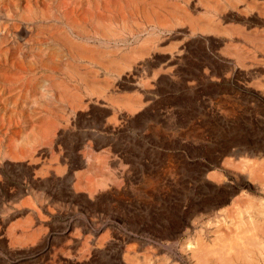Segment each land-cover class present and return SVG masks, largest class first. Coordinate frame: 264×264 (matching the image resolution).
<instances>
[{"label": "rangeland", "instance_id": "1", "mask_svg": "<svg viewBox=\"0 0 264 264\" xmlns=\"http://www.w3.org/2000/svg\"><path fill=\"white\" fill-rule=\"evenodd\" d=\"M25 3L0 0V27L13 15L5 22L8 30L0 33V51L9 59L20 57L27 68L25 80L5 92H21L17 99L24 111L36 108L65 119L55 134L42 139L43 154L36 164L0 160V264H264V46L232 36L234 40L222 44L217 39L220 44L213 47L203 35L183 32L180 26L157 27L149 42L161 53L149 58L133 78L93 65L99 70V85H112L92 94L78 78L62 73V53L48 44L51 26L17 18ZM255 3L253 15L231 10L230 20L222 22L261 34L264 24L251 19L264 20V0ZM186 6L192 13L204 11ZM181 46L182 62L172 61L169 55ZM137 47L133 42L125 51L131 56ZM240 49L241 65L236 58ZM29 50L33 55L25 58ZM226 50L232 54L221 52ZM49 61L58 64L52 77L74 88L72 92L86 94L88 109L74 111L57 97L43 67ZM139 97L142 107L129 115L121 103ZM7 108L13 111V103ZM51 166L64 170L57 174ZM41 173L46 176L40 178ZM241 204L250 205L256 223L244 219L249 212L236 220ZM25 221L32 222L27 231L16 224ZM234 235L251 243L239 240L241 251ZM251 237L263 245L256 248ZM14 238L23 241L13 243ZM226 257L231 263L223 261Z\"/></svg>", "mask_w": 264, "mask_h": 264}, {"label": "bare ground", "instance_id": "2", "mask_svg": "<svg viewBox=\"0 0 264 264\" xmlns=\"http://www.w3.org/2000/svg\"><path fill=\"white\" fill-rule=\"evenodd\" d=\"M43 2H45V0H34L33 2H32V0H26L24 9L21 12L16 13L17 18L20 21H23L24 23H30V24L37 23L40 25L47 24V25L51 26V32H49V35H48V40H49L48 44L49 45L51 44L52 46L57 47L58 49H60V50H58V52L61 51V53H62V60H64L66 62V63L64 62L65 65L62 63V65H64V70H62V73L70 79L78 78L81 82H83L85 84L86 88L90 91L89 93H92V94H94L95 92L97 93L98 88L102 89L108 85H109V87H110V85H112L110 82L102 85L104 83L103 81H102L103 83L101 85H99V83H100L98 81L99 70L98 69L94 70L93 65L100 66V69L102 68L103 71H116L119 75H125L127 77L133 78L134 73L137 72L138 69L142 65H144L149 58H153L156 54L161 53L158 45H155L154 43L151 44V42H149V39L151 38L149 35H151L153 33L152 32L153 29L157 28V27L160 29L171 30L175 26H180L183 28V29L181 28L183 32H189L191 35L196 34V33L203 35L206 39H208L210 41V44L213 45V47L217 46L220 43L222 44V42L234 40L232 38V36H239L240 39L242 37L245 41L249 42L250 44H254L257 47H263L264 46V29H262L261 32H259L261 34H258L257 30H252V31L246 32L244 29H242L240 24L238 25L240 27H238V26L235 27L232 25L231 26L224 25V23L222 22V21L230 20L229 16H231V10L241 12L245 15H251L253 12V9H254V4L256 5V7L258 6L257 5L258 2L255 3V0H54L51 3L45 2V3H47L46 6H42ZM186 5H189V7H193L195 9L202 8L204 11H203V13H201V12L192 13L189 10L188 6H186ZM260 7L262 8V6H260ZM53 8L55 10H53ZM210 10L216 12V14L217 13H220V15L222 14L221 18H217V17L215 18L214 14L211 15L208 12ZM259 12H260V10H259ZM11 16H13V15L9 14V16H7V20L9 18H11ZM258 17H260V16H258ZM251 21H253L254 24H260V25L264 24V20H262V21L258 20L256 17H253L251 19ZM5 22L0 27V33L8 30V27H7L8 25ZM166 38H167V36H166ZM239 38L237 37V39H239ZM38 39H39V37H38ZM175 39L176 38H174V40ZM217 39H219L220 43L219 42L217 43V41H218ZM150 40L153 41L152 39H150ZM174 40H173V42H174ZM133 42L138 43V47L135 50L133 49L134 50L133 55L130 54L131 56H129V54H127V52L125 50H126V47L129 46V44H131ZM167 43L170 44L171 41L167 42ZM230 44L232 45V42ZM183 47L181 46V49H178L177 51H175L174 53H171L169 55V57L171 58L172 61L179 62L181 60ZM239 47H241V46H239ZM165 48H167V47H165ZM133 50L131 49V51H133ZM246 50H249V49H246ZM262 50L264 51V49H262ZM238 51H239L240 55L236 57L237 63L239 65H241L243 55H241V49ZM221 52L227 53V54L228 53L232 54V53H230V51L228 52L227 50H226V52L225 51H221ZM242 53H243V51H242ZM233 54L235 55V53H233ZM23 55L25 58L26 57L28 58V56L31 57L33 55V52H32V50H29V53H24ZM120 56H121V59H118ZM164 56H166V55H164ZM51 59H53V58L51 57ZM250 59H252L251 55H250ZM262 60H264V59H262ZM56 62L57 61H55V62L49 61L43 67H46V69L49 71V74L51 76L50 78L53 81V85L57 89L58 94H59V96H57V97H60L63 101H65L67 103L68 107L73 109L74 111L88 109L87 107L91 103L88 101L87 97L85 96L86 94L85 95L81 94V92H79V91L78 92H72L74 88L71 90V88H69L68 85L62 83L61 81H58L57 77H52L53 73L58 70V64ZM180 62H182V61H180ZM172 65H173V62H172ZM166 67H165V70H166ZM240 68H242V67L240 66ZM29 69H30V67H29ZM244 69H245V67H244ZM244 69L242 68V70H244ZM247 69H249V67ZM247 69H246V71H247ZM26 70H27V68H26L25 62L23 60H21L20 57L11 56L9 59L8 56H6V51H4V52L0 51V160L8 161V162L14 163V164H20V163L24 162L26 165L32 166V165L36 164L37 162H39V158L41 157L40 155L43 154L42 149H40L42 139H44L46 136H49L51 134H55L54 132L59 128L60 124L65 119V117L61 116V115H57V114L52 115V114L40 112L36 108L32 111H24L23 109H21L22 107L19 106L18 99H17V98H19V94H21V92H5V89L7 87H12V85H17V83H19L21 81L23 82L25 80V78L23 77V73L26 72ZM239 70H241V69H239ZM252 70H254V69H252ZM155 71H154V73H155ZM159 71H161V70H159ZM249 71L252 72L251 69ZM225 74H227V73H225ZM100 76H101V74H100ZM30 78H31V76H30ZM63 80H64V78H63ZM31 81H32V79H31ZM259 84H257V85H259ZM261 85H264V84H261ZM71 86H73V84H71ZM259 89H260V86H259ZM101 93L103 94V92H101ZM56 94H57V92H56ZM137 94H140V93H137ZM11 95H12V97L15 96L16 99L15 98L10 99ZM99 96H101V94L96 95V98H95L96 101H99V99H100ZM123 98H122V100L120 99V102L123 101ZM113 99H115V98H113ZM113 99H111L112 101L111 100L110 101L113 102ZM124 99H126V98H124ZM132 100L128 99L124 103H121L129 115H132L135 112L139 111L140 108L142 107V104H141L142 99L140 97L135 100V101L138 100L137 102H135V101L133 102ZM8 103H13V109L14 110L11 112L8 111V108H7ZM58 104H60V103H58ZM40 106H41V104H40ZM116 107H118V106H116ZM86 111H88V110H86ZM68 115H70V114H68ZM110 117H116V116L111 115ZM113 120L115 123L116 119H113ZM61 125H63V124H61ZM64 125H65V122H64ZM105 128H106V126H105ZM48 142H49V140H48ZM57 144H58V141H57ZM57 151H59V150L57 149ZM61 153H62V151H61ZM255 153H257V152H255ZM54 157H56V156H54ZM43 159H45V158H43ZM251 161H253V160H251ZM229 163H230V161H229ZM73 165H75V164H73ZM262 165H264V164H262ZM232 166H235L236 169L238 168L237 164L236 165L232 164ZM5 167H6V165H5ZM49 167H50V165H49ZM49 167H47V168H49ZM252 167L254 168V166H252ZM263 168H264V166H263ZM52 169H53V167H52ZM39 170L36 173H40ZM63 170H64V168L57 167V168H55L54 171H56L57 174H60L61 172H63ZM257 172H258V170H257ZM255 174H257V173H255ZM43 176H46V175L44 173H41L40 178H43ZM64 176H66V175H64ZM207 176L217 179L218 175H216L214 173H208ZM53 183H54V181H53ZM76 186H77V184H76ZM11 189H13V188H11ZM235 197H237V196H235ZM250 202H248V203H250ZM252 202H253V200H252ZM26 203H27V199L22 200V202H21L22 205H25ZM242 206H243V208H241L242 209L241 212L238 211L239 216L236 220H238L239 218L240 219L242 218L241 214L245 215L246 213L249 212L248 207L250 205L249 206L242 205ZM250 212H251V210H250ZM250 212H249V214L251 217L250 216L249 217L243 216V217H244V219L247 218L246 222H249L248 224H250V223L254 224V223H256L255 216H253V214H251ZM259 213H260V211H259ZM29 217H30V215H29ZM238 221H240V220H238ZM244 221L245 220H243V222ZM240 223H242V220ZM16 224H17V226H21V228H23L25 231H27L29 229V227L32 226L31 221H25L24 224H21V223H16ZM237 224H238V222L236 223V225ZM247 225H246V227H247ZM252 228H254V226ZM13 229L10 231L11 232L10 236H13V232H12ZM255 229H256V227H255ZM258 229H257V231H259ZM242 230H244V229L242 228ZM245 231H247V230H245ZM240 234H239L240 237H242L244 235V234H242V236H241ZM33 235L34 234H28L29 238H31V239L33 238L32 237ZM255 235H256V233H255ZM35 236H36V234H35ZM251 236L253 237L254 235H251ZM236 237H237V235H236ZM252 237H251V241L255 242V238H252ZM231 238H233V235L231 236ZM231 238H227V239L231 240ZM234 238H235V235H234ZM25 239H26V237H25ZM241 239L242 238H240L239 240L241 241ZM244 239H242L243 241H241V242L246 243L247 240H249V242H250V239L246 238L245 241H244ZM239 240H236V238H235L234 242L236 241L237 246L239 247V249H241V247L243 245H241L242 244L241 242H238ZM20 241H23V240L22 239L20 240L18 238L12 239L13 243L19 244V243H21ZM223 242H225V241H223ZM249 242H248V244H249ZM230 243H231L230 246H233L232 241ZM256 243H257V241L255 242V245L254 244L253 245L256 248H259L261 244L259 245V243L258 244H256ZM257 245H259V246L257 247ZM226 246H224V248ZM237 246H235V248H237ZM195 247H197V249H198L197 245H195ZM219 247L221 248L222 245ZM192 249H196V248L192 247ZM197 249L195 251H197ZM201 249L204 250V248H201ZM261 249H262V247H261ZM222 250H223V248H222ZM244 250H246V248ZM195 251H193V253ZM241 251H243V250L241 249ZM246 251H248V250H246ZM207 252H209V251H207ZM191 253H192V250H191ZM236 253L237 252H235V254ZM204 254H205V252H204ZM205 255H207V254H205ZM216 255H217V251H216ZM218 255L220 257V254H218ZM221 255H222V253H221ZM193 256H194V254H193ZM242 256H243V254H242ZM229 259L227 260V257H226V259H224L223 261L226 260V262H228ZM246 259H248V258L246 257ZM252 260H254V259H252ZM231 261H232V259H231ZM228 263H231V262H228Z\"/></svg>", "mask_w": 264, "mask_h": 264}]
</instances>
